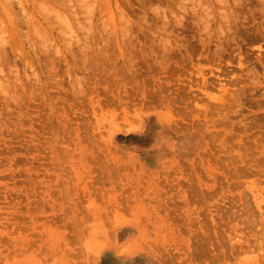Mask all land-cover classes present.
<instances>
[{
  "label": "rangeland",
  "instance_id": "374dc122",
  "mask_svg": "<svg viewBox=\"0 0 264 264\" xmlns=\"http://www.w3.org/2000/svg\"><path fill=\"white\" fill-rule=\"evenodd\" d=\"M0 264H264V0H4Z\"/></svg>",
  "mask_w": 264,
  "mask_h": 264
},
{
  "label": "bare ground",
  "instance_id": "6f19581e",
  "mask_svg": "<svg viewBox=\"0 0 264 264\" xmlns=\"http://www.w3.org/2000/svg\"><path fill=\"white\" fill-rule=\"evenodd\" d=\"M0 5H1V8L3 7V8H5V9H7V7H6V4H5V1H4V0H0Z\"/></svg>",
  "mask_w": 264,
  "mask_h": 264
}]
</instances>
